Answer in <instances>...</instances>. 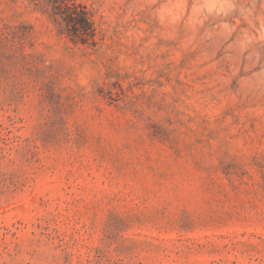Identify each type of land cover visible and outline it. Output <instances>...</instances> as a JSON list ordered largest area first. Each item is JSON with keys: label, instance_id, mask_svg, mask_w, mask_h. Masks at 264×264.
I'll list each match as a JSON object with an SVG mask.
<instances>
[{"label": "rangeland", "instance_id": "rangeland-1", "mask_svg": "<svg viewBox=\"0 0 264 264\" xmlns=\"http://www.w3.org/2000/svg\"><path fill=\"white\" fill-rule=\"evenodd\" d=\"M0 0V264H264V0Z\"/></svg>", "mask_w": 264, "mask_h": 264}, {"label": "trees", "instance_id": "trees-1", "mask_svg": "<svg viewBox=\"0 0 264 264\" xmlns=\"http://www.w3.org/2000/svg\"><path fill=\"white\" fill-rule=\"evenodd\" d=\"M51 7L53 14L74 23L77 32H87L91 23L86 11L76 0H43Z\"/></svg>", "mask_w": 264, "mask_h": 264}]
</instances>
